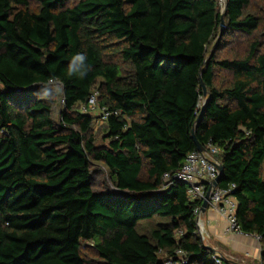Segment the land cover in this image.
Returning a JSON list of instances; mask_svg holds the SVG:
<instances>
[{"label":"trees","instance_id":"16d2710c","mask_svg":"<svg viewBox=\"0 0 264 264\" xmlns=\"http://www.w3.org/2000/svg\"><path fill=\"white\" fill-rule=\"evenodd\" d=\"M228 3L225 33L253 39L218 59L222 37L204 64L219 0H0V264H166L178 250L187 264H217L197 234L198 202L164 181L197 151L201 71L197 138L220 148L219 186L235 185L238 223L261 237L264 264L262 21L251 0ZM76 53L87 56L82 78L67 72ZM217 70L231 81L216 84ZM50 79L62 88L58 119L53 84L36 95ZM98 80L111 112L103 145L79 110Z\"/></svg>","mask_w":264,"mask_h":264},{"label":"built area","instance_id":"2783aa9c","mask_svg":"<svg viewBox=\"0 0 264 264\" xmlns=\"http://www.w3.org/2000/svg\"><path fill=\"white\" fill-rule=\"evenodd\" d=\"M63 99V103H64ZM99 105V92H92L88 101L81 104L79 110L81 113H92ZM111 112L106 107H101L99 122L103 124L108 120ZM221 153L220 148L216 145H210L207 153H201L198 150L187 155L183 165L174 173H167L164 176L166 185L173 182H180L185 185L187 195L190 201L198 202L194 213L197 218V234L205 243L207 234L202 221L201 205L206 199V193L212 182L218 177L219 170L216 166L218 155ZM235 185L229 187H220L219 185L211 189L209 198V207L217 211L229 224V231L246 234L241 231L237 218L238 202L233 194ZM183 234L182 230L176 232L179 239ZM253 235V234H249ZM261 241V237L254 235ZM186 253L182 250L176 252V260L169 259L166 264H187ZM213 259L217 264H223V256L214 253Z\"/></svg>","mask_w":264,"mask_h":264},{"label":"rangeland","instance_id":"374dc122","mask_svg":"<svg viewBox=\"0 0 264 264\" xmlns=\"http://www.w3.org/2000/svg\"><path fill=\"white\" fill-rule=\"evenodd\" d=\"M220 4L224 8L225 1L219 0ZM250 12L257 13L262 21L260 32L258 34L259 38L264 43V0H251V7ZM263 33V34H262ZM261 34V35H260ZM256 36V35H255ZM253 39V36H246L239 33H225L222 38V47L217 50V58L223 59V58H233L236 55H244L248 48V43ZM100 81L98 80L93 88V92H99L98 88L100 85ZM231 81V74L224 70H217L216 71V84L218 85H226ZM52 89L55 92V98H56V118L59 117V111L61 110V98H62V88L58 84H53ZM92 115L95 117V125H94V132L96 136V141L98 145H103L105 143L103 137H104V131L102 124L99 122V118L101 115V105L99 103L98 107L92 111ZM94 169L100 174L95 176L96 183H99L103 179V174H101L102 171H105V167L101 163H94ZM84 252L87 257L96 259V253L92 249L90 245L84 244Z\"/></svg>","mask_w":264,"mask_h":264},{"label":"crops","instance_id":"0c3cea01","mask_svg":"<svg viewBox=\"0 0 264 264\" xmlns=\"http://www.w3.org/2000/svg\"><path fill=\"white\" fill-rule=\"evenodd\" d=\"M202 221L207 234L204 244L222 255L225 264H262L263 244L254 235L229 231L228 222L211 207Z\"/></svg>","mask_w":264,"mask_h":264},{"label":"water","instance_id":"95a60500","mask_svg":"<svg viewBox=\"0 0 264 264\" xmlns=\"http://www.w3.org/2000/svg\"><path fill=\"white\" fill-rule=\"evenodd\" d=\"M225 1V5H224V8L222 10V13H221V25H220V32H219V35L217 37V39L214 41L211 49H210V55L208 57V59L205 61L204 64H208V60L214 55L220 41H221V38L223 37L224 33H225V15L227 14L228 12V8H229V3H228V0H224ZM200 81H201V86H202V90H203V97L206 99L205 102L203 103L202 107H201V111H200V114L197 118V120L195 121L194 125H193V132H192V136H193V139L195 140V143H196V146H197V150L201 153H207L208 152V149H206L201 143L200 141L198 140L197 138V130L199 128V125L203 119V114H204V111H205V108H206V104H207V101L209 99V92H208V89H207V86L205 84V81L203 79V76H202V71L200 73ZM216 166L219 170V175L218 177L212 182V184L210 185V187L208 188V191L206 193V199L204 200V202L202 203L201 205V213L202 214H205L207 212V209L209 208V198H210V194H211V189L213 187H216L220 184V182L222 181V178H223V175H224V166L223 164L221 163V161L217 160V163H216ZM204 246L206 248H208L212 253H215V250L212 249L211 247L207 246L204 244Z\"/></svg>","mask_w":264,"mask_h":264},{"label":"clouds","instance_id":"9594fccd","mask_svg":"<svg viewBox=\"0 0 264 264\" xmlns=\"http://www.w3.org/2000/svg\"><path fill=\"white\" fill-rule=\"evenodd\" d=\"M86 60H87L86 54L76 53L75 55H73L69 65H68V69H67L68 75L71 76V75L78 74L81 78L83 76H85L87 74V71H88V65H86V67H85ZM81 68H84V70L81 71ZM54 83H55V81L50 79L47 82V84L43 88H41L39 92L36 93L38 98H42V96H41V90L42 89H44L46 86L54 84ZM45 95H47V94L45 93Z\"/></svg>","mask_w":264,"mask_h":264}]
</instances>
